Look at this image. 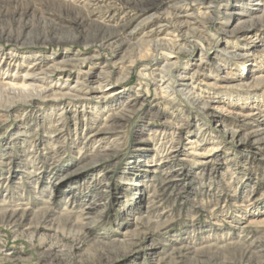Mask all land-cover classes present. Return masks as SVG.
<instances>
[{"label":"rangeland","instance_id":"rangeland-1","mask_svg":"<svg viewBox=\"0 0 264 264\" xmlns=\"http://www.w3.org/2000/svg\"><path fill=\"white\" fill-rule=\"evenodd\" d=\"M168 1L0 0V209L32 210L0 224V264H264V0ZM169 9L198 31L142 44ZM63 58L91 59L31 75Z\"/></svg>","mask_w":264,"mask_h":264},{"label":"bare ground","instance_id":"bare-ground-1","mask_svg":"<svg viewBox=\"0 0 264 264\" xmlns=\"http://www.w3.org/2000/svg\"><path fill=\"white\" fill-rule=\"evenodd\" d=\"M182 1H185V0H172L170 2L168 1L169 2L168 6L169 7H174V6L178 5L179 2H182ZM195 1H198L200 3L206 4L207 7H209L208 9L211 10V9H214L215 7H217L218 5H220L222 0H195ZM161 2H162V0H160V2H158L157 4L155 3L156 4L155 10L158 9V6L160 5ZM145 9L147 11H149L150 7L149 6L145 7ZM176 16H177L176 12L173 9L167 10L166 13H164V15H162V19H160V21L162 20V22L165 23V24L156 25L157 28H155V29L151 28L150 30H148L147 35L145 37L142 36L141 39H140V42L142 44L143 43H145V44L148 43L147 45H151V46H153L155 48L160 47V46L165 45V44H169V42L171 41L170 38L169 39L162 38V37L160 38V36L157 33H155L156 31H158L159 29H161L162 27H164L166 25L171 26L170 27V31L176 32L177 36H179L181 38L188 36V34L185 32L186 30H190L191 33H194V32L198 31L199 28L196 27L197 26V21L195 19H186V20L178 21ZM141 24H139V25H141ZM125 32L126 31H125L124 25H121L120 28L116 29L114 31V33H112L110 36H108V38H106L104 41H102V43L103 42L108 43L110 41H113V40L117 39V37H119L120 34H124ZM247 33H249V31ZM155 48H153V49L155 50ZM90 59L91 58H87V59L84 58L82 60L71 59V58H63V59H59V60H56V61H51L50 63L46 64L40 70L37 69L36 71L31 72L32 74L31 73L30 74L32 76H34L33 78H35L38 75L39 76L40 75H51L54 72H60L61 74H63L65 76V78H68L72 71H75V69L79 65H82L85 62H88ZM122 60H124V59H122ZM168 64H169V61L167 59V61L165 63L161 64L159 69L158 68L156 69V70H158L156 75H155V73L154 74L153 73H149V75H151L153 78L156 79V83H159V84H165L166 83V87H168L169 83H170V80L168 79L169 76L165 75V74L162 75L161 73H164L169 68L170 64L169 65ZM104 75H105V73L103 72V70L95 71V72H92V73L91 72H87V75L85 77L79 78L80 80H77L76 82L77 83H81V84H85L88 87H96V86H100L105 81L104 80ZM165 77H167V79H165ZM37 78H39V77H37ZM187 78H188V80H191V76H188ZM32 80H35V79H32ZM38 80H40V79H37V81ZM190 84H191L190 82H186V84H180V88L179 89H181L184 93L189 95V97H192L196 102H198L199 101L198 95L194 93L193 87H191ZM77 85L78 84H76V86ZM23 87H24V89L25 88L29 89L30 87H37V86L35 84L33 85L32 83H30V84H27V85H23ZM10 89L13 90L14 92L23 90V88H19V89L10 88ZM33 89H36V88H33ZM69 89H74V90L80 91L81 87H78V86L75 87V86L72 85V86H69L66 90H69ZM250 133H251L252 137H254L256 140L260 139V140L264 141V130L257 129V130H253ZM171 182H173L172 178H171L170 181L167 182V184L171 185L172 184ZM151 196L153 197V195H151ZM152 200H153V198H152ZM100 204H102V203L98 202L97 204H93V202H91L90 205L85 206L84 208L87 209V211L86 212L83 211L81 213L82 214L81 218H83V219L84 218H89L88 215L91 214L94 211L95 206H99ZM30 211H32V210L29 209V207H24V208L23 207L22 208L13 207V208H9V206L6 205L5 207H2L0 209V224H3L5 226H12L11 228H16V227L20 226L23 223V221L29 215ZM33 214L34 213L31 212V215H33ZM42 217H43L44 220H46V222H44L45 224L43 223L45 225L43 227L47 228L46 226L48 225L49 226L48 228H50V229H51L52 226H54L53 220H55L57 218L55 216V214L53 213V209L50 208V207H46L44 209V212L42 213ZM61 218H63L64 222H72L73 221L72 220V216L67 215V214H64ZM77 221H80V223H81V231H83L85 233H88L89 232L90 222H87V221L86 222H82L81 220H77ZM165 255H167V254H165Z\"/></svg>","mask_w":264,"mask_h":264}]
</instances>
